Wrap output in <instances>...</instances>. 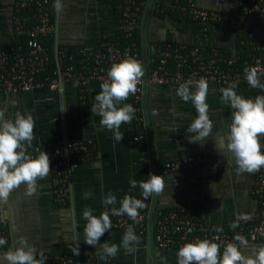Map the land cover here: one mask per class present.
<instances>
[{
	"label": "crops",
	"instance_id": "0c3cea01",
	"mask_svg": "<svg viewBox=\"0 0 264 264\" xmlns=\"http://www.w3.org/2000/svg\"><path fill=\"white\" fill-rule=\"evenodd\" d=\"M50 1L51 17L57 29V45L76 48L118 38L116 4L112 0H61L63 8L60 12L53 8L54 0ZM148 2L142 9L138 28V48L144 61L147 60L146 48L151 42L162 46L172 42L186 46L216 47L227 54L234 52L235 33L232 28L226 25L202 27L186 19H173L164 12L172 8L173 0ZM194 2L201 9L238 13V0ZM12 5L13 0H0L1 48L10 45L13 39ZM156 6L158 10L155 11ZM160 11L162 17L154 15ZM240 18L254 30L255 41L264 50V14ZM208 86L206 102L214 126L212 135L198 144L189 142L192 134L187 132L198 114L190 101L186 103L176 95L175 90L179 85L144 84L138 110L146 137L142 144L133 140L138 133V125L133 120L121 125L120 131L124 134L121 142L113 139L111 131L101 129V117L91 112L94 98L101 91L98 83L88 87L83 101L78 100L71 85H63L60 92L38 88L23 94H0V108L6 109V116L11 117L15 111L32 115L35 121L34 144L46 146L63 140L89 139L95 147V154L71 173L66 206L53 202L50 175L37 181L35 195L25 196L24 187L21 186L11 193L8 204H0V231L8 241L0 252L7 251L23 236L37 249L38 254L68 247L96 253V248L84 243V209L91 208L93 215L99 216L103 208H118L119 201L125 195L143 198L139 187L131 188L129 181H146L150 173L163 176L165 181L164 191L158 196L149 197L150 209H184L199 222L227 230H231L229 225L237 220L238 215L251 217L257 209L251 194L256 173H236L231 155L220 141L221 137L227 135L231 109L223 103L222 94L216 91L215 86L211 83ZM257 95H264V91L258 89L255 95L243 97L255 99ZM12 101H16L15 106ZM123 103L132 105L130 96ZM153 110L158 115H153ZM261 144L264 145V139H261ZM192 155L203 158L202 167L160 174V164ZM109 192L117 197L116 205H103L102 196L106 197ZM123 235L121 231L111 228L101 237L100 243L120 245ZM261 245H264V240L247 243L241 251L249 256ZM131 247V252L121 247L110 262L99 264H177L178 250H159L151 239H140L138 245Z\"/></svg>",
	"mask_w": 264,
	"mask_h": 264
},
{
	"label": "built area",
	"instance_id": "2783aa9c",
	"mask_svg": "<svg viewBox=\"0 0 264 264\" xmlns=\"http://www.w3.org/2000/svg\"><path fill=\"white\" fill-rule=\"evenodd\" d=\"M112 1L116 4V32L120 35V40L117 38L104 40L91 46H79L68 56H66V46L61 45V49L56 52V61L54 60L55 72L49 74L46 71L49 60L48 50L42 41L44 38L54 40L55 25L51 20L50 12L52 2L50 0H13L12 34L14 37H23L24 40L22 43L8 45L5 48L0 47V94L5 96L23 94L38 88L56 91L59 86L71 85L78 100L83 101L92 83L101 85L107 79V71L112 63L131 56L144 68L142 81L137 85L139 91L135 95H130L136 110L133 121L138 125V133L133 140L142 144L146 137L138 110L142 89L146 82L157 86H180L203 77L215 86L218 93H221L220 89L227 87L230 83H236V89L251 90L253 88L248 85L244 74V69L251 67L257 69L260 81L264 83V50L261 44L255 41L254 30L240 18L263 15L264 0H238L237 14L201 9L196 6L194 0H173L172 2V7L177 9L183 19L195 22L202 27L226 25L234 29L246 30L245 38L239 42L245 48V59L238 67L234 66L236 58L234 52L227 54L216 47L186 46L172 42L163 44L159 52L154 54L155 62L149 66L148 60L142 59L138 46L131 40L132 33L139 28L142 9L149 0ZM154 10H158V7L156 6ZM25 11L29 12L31 19L29 25L26 22L28 18L21 16ZM169 60L170 64H168ZM35 149L48 153L53 202L64 206L70 195L71 173L95 154L94 144L89 139L63 140L46 146L33 143V147L28 149V154L33 157L38 155ZM202 165L203 158L200 155H192L164 162L158 169L160 174L165 175L175 171L186 172L199 169ZM251 194L257 205L255 213L248 220H240L239 226L232 231L221 226H208L199 222L184 209L156 210L153 207L150 209L148 199L144 200L146 208L139 210L140 214L136 221L130 220L127 215L112 216L109 208H103L102 212H109L112 228L124 234L126 229L132 226L139 239L147 238L148 241L151 239L159 250H178L184 243L199 238L219 243L222 252L226 243H239L234 240L237 234L243 236L248 243L264 240V167L256 172ZM139 199L143 200V198ZM216 227H221L223 231L216 232ZM0 237L6 239L1 231ZM111 259L100 260L96 253L86 252L80 262L79 255H75L71 247H68L63 255L44 253L45 264H99L110 262Z\"/></svg>",
	"mask_w": 264,
	"mask_h": 264
},
{
	"label": "clouds",
	"instance_id": "9594fccd",
	"mask_svg": "<svg viewBox=\"0 0 264 264\" xmlns=\"http://www.w3.org/2000/svg\"><path fill=\"white\" fill-rule=\"evenodd\" d=\"M53 8L57 12L62 11L61 0H54ZM244 74L251 88L264 91V83H261L256 68L246 67ZM143 76L142 64L137 59L126 56L111 64L107 79L101 83V91L94 98L91 112L101 117V129L111 131L116 142H121L124 138L120 131L121 125L131 123L136 111L132 105L123 102L139 91L137 85L141 83ZM208 87L207 80L201 77L181 84L175 90L176 95L184 102L192 103L198 114L187 128V132L192 134L188 138L189 142L193 144L206 141L212 135L214 125L206 102ZM236 87V83H230L220 89L223 103L231 109L227 135L221 137L220 141L225 151L231 155L237 174H254L264 167V145L261 144V139H264V95L246 99L237 94ZM11 103L16 105V101ZM153 115H158V112L153 110ZM34 125L31 114L15 111L8 117L6 109L0 108V204H8L11 193L21 186L24 187L25 196L35 195L37 181L50 174V158L47 152L35 149L38 155L33 157L28 154L35 138ZM129 184L133 189L139 187L143 200L125 195L119 201L118 208L111 207V215H127L130 220L136 221L139 210L146 208L144 200L160 195L165 189V181L163 176L150 173L146 181L137 182L131 179ZM102 203L105 206L116 205L117 197L109 192L106 197L102 196ZM82 215L86 220L83 229L84 243L96 248V255L100 260L114 258L121 247L131 252V246L140 243L132 226L126 229L120 245L100 243L101 237L112 228L109 212L104 211L96 216L91 208L86 207ZM248 219L249 216L240 214L229 227L235 230L240 220ZM215 231L219 233L223 229L216 227ZM234 240L239 243H226L222 252L221 245L209 239L198 238L184 243L176 252L177 264H264V245L254 249L252 255L246 256L241 248L247 246V240L239 234L234 236ZM7 244L8 241L0 237V248ZM73 253L79 255V247L74 248ZM37 254V249L28 243L27 238L21 236L15 245L0 252V264H45L44 253L40 252L38 258Z\"/></svg>",
	"mask_w": 264,
	"mask_h": 264
},
{
	"label": "trees",
	"instance_id": "16d2710c",
	"mask_svg": "<svg viewBox=\"0 0 264 264\" xmlns=\"http://www.w3.org/2000/svg\"><path fill=\"white\" fill-rule=\"evenodd\" d=\"M137 2L139 1H143V0H136ZM51 9V8H50ZM160 10V9H159ZM165 13H169L171 15V17L173 19H183L177 9L175 7H172L171 9H167L166 11H164ZM154 15H157L159 17H162V11L154 14ZM21 16H24L26 18H28L26 20L27 24H31V19H30V16H29V12H23L21 14ZM51 20L53 22V19L51 17ZM228 27V26H227ZM231 28V27H229ZM232 30L234 31L235 33V50H234V54L236 55V58L234 59V66L235 67H238L239 65H241L242 61L245 59V48L239 44L240 40L245 38V35H246V30L244 29H234L232 28ZM118 39L120 40V35H118ZM24 40L23 37H14L13 36V39H12V42L10 43V45H14V44H17V43H22ZM131 40L132 42H134L138 47L140 46V39H139V30L136 29L133 33H132V37H131ZM43 45L46 46L47 50H48V55H49V60H48V64H47V72L49 74H52L53 72H55V61H54V56H53V45H54V40L53 38H44V40L42 41ZM61 45H58L57 47V50H60L61 49ZM162 47V44H158L156 42L154 43H149V45L147 46L146 48V57H147V60H148V64L149 66L152 65L156 58L154 57V54H156L157 52H159L160 48ZM66 56L72 54L75 52V48H72V47H69V46H66ZM66 62L69 63V61H67L66 59ZM170 60L168 62V64H170ZM237 93H240L242 94L244 97H250V96H253L255 95V93L258 91V89H251V90H245L244 88H238L235 90ZM68 204V202H66V204L64 206H66ZM228 231H232L231 230H228ZM68 248L66 249H61V250H54L53 252H50L51 254H60V255H63L67 252ZM87 251H80L79 250V261L82 262L83 260V256L84 254L86 253Z\"/></svg>",
	"mask_w": 264,
	"mask_h": 264
},
{
	"label": "water",
	"instance_id": "95a60500",
	"mask_svg": "<svg viewBox=\"0 0 264 264\" xmlns=\"http://www.w3.org/2000/svg\"><path fill=\"white\" fill-rule=\"evenodd\" d=\"M56 36H57V29H56V26H55V31H54V45H53V56H54V60L56 61V52H57V42H56ZM143 57H144V54H143ZM61 86H59L58 90L59 92L61 91ZM152 214H153V211L151 212L150 214V221L152 220ZM76 248V247H74ZM77 263H78V260H77Z\"/></svg>",
	"mask_w": 264,
	"mask_h": 264
}]
</instances>
